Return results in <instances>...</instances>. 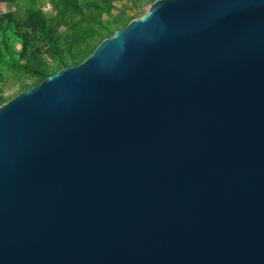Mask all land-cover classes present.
I'll use <instances>...</instances> for the list:
<instances>
[{
	"label": "water",
	"instance_id": "95a60500",
	"mask_svg": "<svg viewBox=\"0 0 264 264\" xmlns=\"http://www.w3.org/2000/svg\"><path fill=\"white\" fill-rule=\"evenodd\" d=\"M0 264H264V0H153L2 102Z\"/></svg>",
	"mask_w": 264,
	"mask_h": 264
},
{
	"label": "rangeland",
	"instance_id": "374dc122",
	"mask_svg": "<svg viewBox=\"0 0 264 264\" xmlns=\"http://www.w3.org/2000/svg\"><path fill=\"white\" fill-rule=\"evenodd\" d=\"M80 4H95L103 8L97 20L80 14L65 0H1L0 14H10L12 20L24 18L27 9L40 10L45 16L56 17L60 21L59 33L71 43L74 59H68V64L80 62L93 47L104 37L110 36L118 26L125 25L131 18L141 15L151 0H78ZM84 9V8H83ZM6 35L15 48L19 41L11 30ZM42 56L49 62L54 73L59 64L46 52ZM40 75L25 66L13 61L0 47V95L6 101L17 92L33 86L40 80ZM27 87V88H28ZM3 101V102H4Z\"/></svg>",
	"mask_w": 264,
	"mask_h": 264
},
{
	"label": "trees",
	"instance_id": "16d2710c",
	"mask_svg": "<svg viewBox=\"0 0 264 264\" xmlns=\"http://www.w3.org/2000/svg\"><path fill=\"white\" fill-rule=\"evenodd\" d=\"M65 1L70 3L80 14L90 19L97 20L103 12V8L95 4H80L78 0ZM26 12L24 18L17 20H12L8 13L0 14V47L3 53L13 61L38 73L41 80L53 73L50 70L49 62L42 56L43 52L48 53L59 64V67L69 65L68 59H74L75 56L71 51L70 41L58 31L60 21L56 17L45 16L40 10L33 8L27 9ZM8 30H11L13 36L18 39V48L13 46L10 38L6 35ZM75 63L73 62V64ZM3 101V97L0 95V104Z\"/></svg>",
	"mask_w": 264,
	"mask_h": 264
}]
</instances>
